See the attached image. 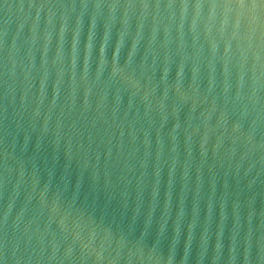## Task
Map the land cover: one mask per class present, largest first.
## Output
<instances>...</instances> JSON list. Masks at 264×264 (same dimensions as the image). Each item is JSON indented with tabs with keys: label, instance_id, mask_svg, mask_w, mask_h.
<instances>
[{
	"label": "water",
	"instance_id": "water-1",
	"mask_svg": "<svg viewBox=\"0 0 264 264\" xmlns=\"http://www.w3.org/2000/svg\"><path fill=\"white\" fill-rule=\"evenodd\" d=\"M0 264H264V0H0Z\"/></svg>",
	"mask_w": 264,
	"mask_h": 264
},
{
	"label": "snow or ice",
	"instance_id": "snow-or-ice-1",
	"mask_svg": "<svg viewBox=\"0 0 264 264\" xmlns=\"http://www.w3.org/2000/svg\"><path fill=\"white\" fill-rule=\"evenodd\" d=\"M240 6H243V5H240Z\"/></svg>",
	"mask_w": 264,
	"mask_h": 264
}]
</instances>
